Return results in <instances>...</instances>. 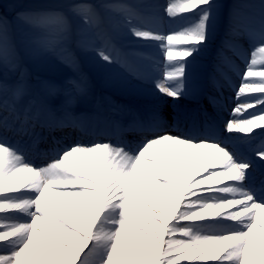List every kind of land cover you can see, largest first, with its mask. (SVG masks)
<instances>
[{
    "label": "bare ground",
    "instance_id": "6f19581e",
    "mask_svg": "<svg viewBox=\"0 0 264 264\" xmlns=\"http://www.w3.org/2000/svg\"><path fill=\"white\" fill-rule=\"evenodd\" d=\"M63 1L66 4L56 8ZM128 1L132 0H46L51 8L40 4L20 10L34 23L58 14L61 22L68 24L64 33L69 42L88 45L97 41L104 48L109 45L101 41V34L83 31L86 16L82 9L89 7L98 19L116 15L117 25L111 26L105 19L106 29L133 40L131 44L141 54L137 61L148 73H118L112 82L124 85L125 102L116 105L111 97L108 109L92 96L55 107L49 94L61 87L29 82L32 79L28 76V80L13 83L8 92H0V130L8 135L4 138L0 134V264H146L131 247L141 235L152 247L170 251L169 264H264V188L256 194L244 185L252 184L263 173V161L254 156L248 169L238 163L242 156L234 155L225 143L207 139L214 129L213 99L207 90L182 99L194 90V83L182 90L173 84L189 75L187 69L169 70L172 64L192 59L176 53L183 45L173 39L181 29L175 31L172 24L178 17L182 21L186 17L178 14L174 18V9L164 0H146L142 8L159 5L162 10L159 15L149 12L137 18ZM228 15L227 8L221 7L219 13L211 14L219 22L218 30L212 24L199 32L194 22L180 40L195 39L197 45L211 50L207 40L220 33ZM230 24V28L238 26L233 21ZM73 31L82 32L83 38L75 39ZM263 35L259 30L258 37ZM216 37L218 43L224 41L222 33ZM36 49L33 41L21 43L14 52L24 63ZM7 51L0 49V56L5 57ZM151 55H160L162 60ZM208 74L206 70L198 87ZM219 80L214 83L218 85ZM221 82L222 91L229 81ZM39 94L45 107H41ZM158 100L168 105L154 106ZM67 113L91 128L77 132L76 125L65 117ZM57 118L63 122L57 123ZM112 121L123 128L101 130V125ZM162 124L182 134L173 130L160 133L165 129ZM141 127L149 130L148 135L140 133ZM52 128L56 133H51ZM258 134L250 136L254 139ZM49 135L62 144L67 142L57 155L49 152L53 150ZM128 137L140 143L139 152L126 151L130 148ZM15 138L28 143L20 147ZM53 141L57 147L56 139ZM250 144L237 141L232 146L248 150ZM110 241L115 245L123 241L122 250L138 257V262L109 255L102 245Z\"/></svg>",
    "mask_w": 264,
    "mask_h": 264
},
{
    "label": "rangeland",
    "instance_id": "374dc122",
    "mask_svg": "<svg viewBox=\"0 0 264 264\" xmlns=\"http://www.w3.org/2000/svg\"><path fill=\"white\" fill-rule=\"evenodd\" d=\"M46 0H0V49L7 48V57L9 60H4L0 56V92H5L11 89L13 83L17 84L24 80H28L26 76L32 80L29 82L38 81L40 83L49 82L52 85L61 87L60 91L52 92L49 94L51 103L62 105L67 100L77 103L82 99H87L92 96L103 107H110L107 104L109 98H114L113 103L119 105V102H125L122 98L124 85L121 83L112 82L116 75L119 73L128 75H145L148 73L147 69L137 58L141 57L140 50H135V46L131 44V40L127 35L123 36L118 34V31L107 30L106 22L109 25H117V17L104 16L101 19L93 17L91 10L88 7H83L82 11L86 18L85 28L83 31L94 32L102 35L101 41L106 40L109 46L105 48L103 44L95 41L86 44L69 42L64 31L68 24L61 22V16L55 14L53 16L46 15L40 21L34 23L31 17L20 10L24 7L28 9L33 5L46 4ZM167 5H170L175 13L173 16L183 14L186 17L185 21L178 17L172 26H176L178 31L181 32L173 37L180 41L177 54L186 55V58H192L188 63L180 62L172 64L169 70L181 71L189 70L188 77L181 81H173V84L180 90L185 86L191 85L194 90L187 92L182 99L187 95H202L203 86H197L201 83V76L209 71V85L207 86L210 99L213 103L220 100L223 105L230 104L231 111L228 113L219 114L214 109L215 117L213 118L215 125L223 127L226 141L232 144L238 141L241 144L251 143L250 147L240 150L234 149V154L242 156L240 164H244L248 169L252 166L254 156L263 161V173L257 175L254 181L256 191H263L264 189V37L255 38L254 36H246V33H235V38L232 42L213 44L215 37H218V31L212 35L211 39L207 40L211 44V50L203 44H198V41L193 39L182 43L181 34L183 31L188 30L191 23H197V30L200 32L204 26L216 25L219 28V22L215 21L211 14L212 12L219 13L220 8L229 13L228 20L234 21L238 25H243L246 29L251 30L252 27L261 28L264 30V0H164ZM224 1L223 4L222 2ZM64 2V1H63ZM61 3L56 8H61L66 2ZM212 2L211 6L209 3ZM228 2V3H227ZM146 0H132L127 2L133 13V16L139 17L152 12L159 15L160 8L156 5L153 9L142 8ZM217 6H214V5ZM158 6V7H157ZM176 8H174V7ZM99 12V11H98ZM131 16V17H133ZM167 18H171L167 16ZM165 18V19H167ZM215 23V24H214ZM212 25V26H213ZM142 28V25H140ZM76 29V27H75ZM243 30V29H242ZM241 30V31H242ZM72 31V30H71ZM80 32V31H79ZM74 32L75 39H82V32ZM171 35L173 31L168 32ZM176 33V32H175ZM216 37V38H217ZM35 41L37 49L32 54V58L23 63L19 60V56L14 52L17 47H21V43ZM166 41V40H165ZM205 39L202 41L204 42ZM216 41V40H215ZM228 41V40H227ZM75 42V40H74ZM85 43V45H84ZM169 43V41H166ZM6 44V46H4ZM126 45V46H125ZM136 45V44H135ZM61 46V47H60ZM210 46V45H209ZM5 47V48H4ZM176 49L175 47H171ZM120 52L121 55L110 56L109 52ZM230 53V54H229ZM188 55V56H187ZM156 59H161L160 55H151ZM179 57V56H178ZM6 58V59H7ZM3 59V61H1ZM123 60H128L133 63V67L124 63ZM155 62V60L153 61ZM157 62V61H156ZM162 63V62H159ZM251 65V66H249ZM129 66V67H128ZM159 66V65H157ZM195 66V67H193ZM193 67V68H192ZM251 68V69H250ZM159 70H162L159 68ZM192 73V77H191ZM218 77L222 79H218ZM228 79L229 85H224L223 90L219 87H209L213 81ZM203 88V89H202ZM223 93L222 97L220 93ZM61 98H59L60 96ZM39 101L45 107V100L39 94L37 96ZM100 99V100H98ZM205 99V98H204ZM110 100V99H109ZM196 100V99H195ZM184 102V101H182ZM181 102V103H182ZM212 103V105H214ZM41 104V105H42ZM113 104V105H115ZM154 106L168 105L164 100H158L152 103ZM209 105V104H208ZM207 105V106H208ZM190 106V105H189ZM189 106L186 108L188 109ZM193 106V105H191ZM106 107V108H107ZM108 109V108H107ZM219 124V122H221ZM28 123H25L24 126ZM259 131V136L254 139L250 136L251 133ZM2 131H0L1 133ZM170 136V135H169ZM225 139V138H224ZM257 140V142H253ZM131 148L126 150L132 154V151L139 152L141 149L140 144L130 141ZM230 147V145H229ZM244 157V159H243ZM251 171V169L249 170ZM246 185V184H244ZM240 186V185H239ZM238 186V187H239ZM263 190H262V189ZM261 189V190H260ZM138 243L131 245L132 249L138 251V255L144 259L146 264H169L171 261L169 255L170 251L167 248L160 246L158 249L150 245V240L144 236L136 238ZM121 243V244H120ZM123 241H119L116 245L114 242L105 243L102 245L104 251L109 255L121 260V258H131L132 261L138 262V257L134 258L129 253H125L123 249ZM170 253V254H169ZM125 255V256H124ZM131 256V257H130ZM125 258V259H126Z\"/></svg>",
    "mask_w": 264,
    "mask_h": 264
}]
</instances>
